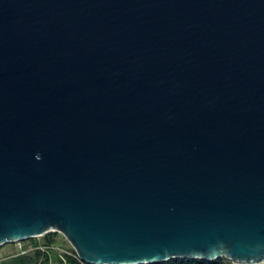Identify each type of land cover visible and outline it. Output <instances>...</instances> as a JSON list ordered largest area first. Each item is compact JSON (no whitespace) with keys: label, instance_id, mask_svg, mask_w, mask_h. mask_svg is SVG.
I'll use <instances>...</instances> for the list:
<instances>
[{"label":"water","instance_id":"1","mask_svg":"<svg viewBox=\"0 0 264 264\" xmlns=\"http://www.w3.org/2000/svg\"><path fill=\"white\" fill-rule=\"evenodd\" d=\"M84 264H264V0H0V248Z\"/></svg>","mask_w":264,"mask_h":264},{"label":"trees","instance_id":"2","mask_svg":"<svg viewBox=\"0 0 264 264\" xmlns=\"http://www.w3.org/2000/svg\"><path fill=\"white\" fill-rule=\"evenodd\" d=\"M44 241L39 242L36 239L29 240V244L25 245V249L34 248L33 250L25 253V254H16L5 261L1 262V264H52L55 260L59 261V263L63 264V259L66 264H83L77 257L75 251L71 248L70 252L74 256L63 255V259L59 257L57 252L52 248L55 247V240L53 239V233H49L43 236ZM44 246L46 249L40 250L37 247ZM229 261L220 260L217 262H205L202 260H171L168 262L160 263V264H229Z\"/></svg>","mask_w":264,"mask_h":264},{"label":"rangeland","instance_id":"3","mask_svg":"<svg viewBox=\"0 0 264 264\" xmlns=\"http://www.w3.org/2000/svg\"><path fill=\"white\" fill-rule=\"evenodd\" d=\"M53 239L55 240V246L56 248H59L62 251H68L71 250V245L66 241L64 236L60 233H53ZM37 241L43 242V237L36 238ZM29 244L28 241L20 242V243H14V244H7L0 248V264L1 262L5 261L6 259L20 253L22 250H24L25 245ZM29 248V247H27ZM52 264H61L59 261H53ZM229 264H232L231 262Z\"/></svg>","mask_w":264,"mask_h":264},{"label":"built area","instance_id":"4","mask_svg":"<svg viewBox=\"0 0 264 264\" xmlns=\"http://www.w3.org/2000/svg\"><path fill=\"white\" fill-rule=\"evenodd\" d=\"M37 248L40 249V250H43V251L46 249L44 246H38ZM33 249H34V248L24 249V250H22V251L20 252V254H25V253H27V252L33 250ZM52 249L55 250V251L57 252V254L59 255V257H60L61 259H63V255L74 256L71 252H68V251H62V252H61V250H60L59 248H56V246L53 247ZM77 257H78V256H77ZM78 259H79V258H78ZM82 263H83V262H82ZM63 264H66V262L64 261V259H63ZM83 264H84V263H83Z\"/></svg>","mask_w":264,"mask_h":264}]
</instances>
